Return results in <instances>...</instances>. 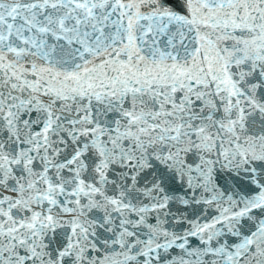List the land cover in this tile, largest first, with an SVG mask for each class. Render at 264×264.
I'll return each mask as SVG.
<instances>
[{"label": "snow or ice", "instance_id": "6c2138e0", "mask_svg": "<svg viewBox=\"0 0 264 264\" xmlns=\"http://www.w3.org/2000/svg\"><path fill=\"white\" fill-rule=\"evenodd\" d=\"M0 264H264V0H0Z\"/></svg>", "mask_w": 264, "mask_h": 264}]
</instances>
